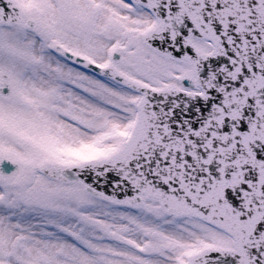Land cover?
<instances>
[{
    "label": "snow or ice",
    "instance_id": "snow-or-ice-1",
    "mask_svg": "<svg viewBox=\"0 0 264 264\" xmlns=\"http://www.w3.org/2000/svg\"><path fill=\"white\" fill-rule=\"evenodd\" d=\"M0 264H264V0H0Z\"/></svg>",
    "mask_w": 264,
    "mask_h": 264
}]
</instances>
